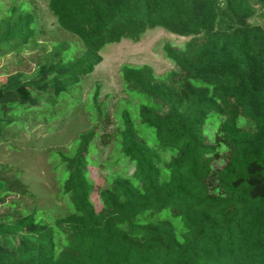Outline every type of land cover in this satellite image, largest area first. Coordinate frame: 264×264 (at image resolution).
I'll return each mask as SVG.
<instances>
[{
    "label": "trees",
    "instance_id": "obj_1",
    "mask_svg": "<svg viewBox=\"0 0 264 264\" xmlns=\"http://www.w3.org/2000/svg\"><path fill=\"white\" fill-rule=\"evenodd\" d=\"M47 8L83 50L58 45L29 74L5 77L0 136L26 110L71 95L107 44L155 28L188 40L164 43L172 68L162 76L122 65L134 107L107 130V113L92 104L96 123L70 154L56 153L67 215L49 225L34 211H0V264H264V0H48ZM35 23L34 12L11 6L0 17V58L39 50ZM94 138L130 167L104 187L90 176ZM9 194L28 190L0 165V207Z\"/></svg>",
    "mask_w": 264,
    "mask_h": 264
},
{
    "label": "rangeland",
    "instance_id": "obj_2",
    "mask_svg": "<svg viewBox=\"0 0 264 264\" xmlns=\"http://www.w3.org/2000/svg\"><path fill=\"white\" fill-rule=\"evenodd\" d=\"M48 0H0V17L11 6H24L36 15L37 43L39 50L31 49L17 56L9 54L0 58V83L8 74L21 71L29 74L41 59L44 50L50 51L60 45L73 48L79 54L83 47L76 36L58 27L55 18L47 8ZM188 37L179 36L162 28L143 33L138 41L123 38L107 44L100 51L101 61L94 70L81 78L71 95H62L56 105L44 104L38 111L26 110L0 136V165H6L26 186L28 195L9 194L0 211L8 216L35 212L36 221L52 225L59 217L67 215L69 200L61 194V177L55 170L56 153L70 154L76 147L79 135L85 133L95 121L92 104L104 110L112 130L121 108L134 107L136 100L123 91L120 77L122 65H150L157 76L164 75L172 68L166 59L163 45L169 42L182 45ZM96 92L95 102L92 96ZM94 148L89 157L91 180L96 187H104L110 175L129 172L130 167L113 160L111 144L100 146L93 139ZM91 199L96 209L100 202L96 192Z\"/></svg>",
    "mask_w": 264,
    "mask_h": 264
}]
</instances>
